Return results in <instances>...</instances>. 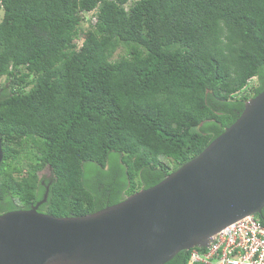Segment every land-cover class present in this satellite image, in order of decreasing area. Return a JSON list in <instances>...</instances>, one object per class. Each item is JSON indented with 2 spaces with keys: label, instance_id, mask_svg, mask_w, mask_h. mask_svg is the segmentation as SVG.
Segmentation results:
<instances>
[{
  "label": "trees",
  "instance_id": "trees-1",
  "mask_svg": "<svg viewBox=\"0 0 264 264\" xmlns=\"http://www.w3.org/2000/svg\"><path fill=\"white\" fill-rule=\"evenodd\" d=\"M0 9V215L46 193L39 212L56 217L119 204L201 154L264 91V0Z\"/></svg>",
  "mask_w": 264,
  "mask_h": 264
},
{
  "label": "water",
  "instance_id": "water-1",
  "mask_svg": "<svg viewBox=\"0 0 264 264\" xmlns=\"http://www.w3.org/2000/svg\"><path fill=\"white\" fill-rule=\"evenodd\" d=\"M4 161L0 136V168ZM0 215V264H166L264 210V91L201 154L123 202L78 217Z\"/></svg>",
  "mask_w": 264,
  "mask_h": 264
},
{
  "label": "built area",
  "instance_id": "built-area-1",
  "mask_svg": "<svg viewBox=\"0 0 264 264\" xmlns=\"http://www.w3.org/2000/svg\"><path fill=\"white\" fill-rule=\"evenodd\" d=\"M189 264H264V224L258 215L238 220L192 249Z\"/></svg>",
  "mask_w": 264,
  "mask_h": 264
},
{
  "label": "rangeland",
  "instance_id": "rangeland-1",
  "mask_svg": "<svg viewBox=\"0 0 264 264\" xmlns=\"http://www.w3.org/2000/svg\"><path fill=\"white\" fill-rule=\"evenodd\" d=\"M135 1H138V0H131V2H135ZM3 17H4V10L3 9H0V23L3 21ZM88 20H92V22H86V24L84 25V28H88L91 24H93L94 22V15L93 13H90L88 16ZM124 52L122 50H119L115 56V58H117L120 54H123ZM1 82L3 84H5L6 82V79L5 78H2L1 79ZM22 160L24 161V164H26L28 161L26 160V158L24 159V157H22ZM51 174V171L49 169H46L44 170L43 172H41V176H49Z\"/></svg>",
  "mask_w": 264,
  "mask_h": 264
},
{
  "label": "flooded vegetation",
  "instance_id": "flooded-vegetation-1",
  "mask_svg": "<svg viewBox=\"0 0 264 264\" xmlns=\"http://www.w3.org/2000/svg\"><path fill=\"white\" fill-rule=\"evenodd\" d=\"M262 218H264V210H263V212H262V215H260Z\"/></svg>",
  "mask_w": 264,
  "mask_h": 264
},
{
  "label": "bare ground",
  "instance_id": "bare-ground-1",
  "mask_svg": "<svg viewBox=\"0 0 264 264\" xmlns=\"http://www.w3.org/2000/svg\"><path fill=\"white\" fill-rule=\"evenodd\" d=\"M260 216V215H259Z\"/></svg>",
  "mask_w": 264,
  "mask_h": 264
}]
</instances>
